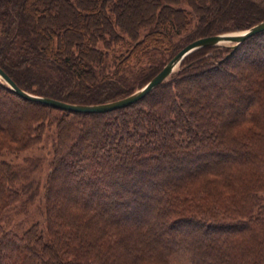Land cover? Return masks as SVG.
<instances>
[{
	"label": "trees",
	"instance_id": "16d2710c",
	"mask_svg": "<svg viewBox=\"0 0 264 264\" xmlns=\"http://www.w3.org/2000/svg\"><path fill=\"white\" fill-rule=\"evenodd\" d=\"M133 1L128 18L125 0H0V69L29 94L101 105L145 86L189 43L264 20V0L240 11L235 0ZM40 15L51 23L40 25ZM124 37L131 50L106 73V51ZM161 50L168 58L130 87L126 66ZM39 55L55 71L38 65ZM247 59L264 67V32L234 51L198 49L137 103L100 114L26 101L0 81L10 120L0 122V158L32 149L55 127L45 236L36 224L6 230L9 213L32 203L38 187H15L21 171L0 159V264H264V73L223 87ZM26 62L31 78L18 70ZM205 83L216 86L218 107L201 105ZM186 85L196 87L193 98Z\"/></svg>",
	"mask_w": 264,
	"mask_h": 264
},
{
	"label": "rangeland",
	"instance_id": "374dc122",
	"mask_svg": "<svg viewBox=\"0 0 264 264\" xmlns=\"http://www.w3.org/2000/svg\"><path fill=\"white\" fill-rule=\"evenodd\" d=\"M204 1V0H202ZM252 0H235L233 3V7L240 11L239 9H247V3H250ZM133 0H125L126 8H125V16L128 18L129 15L132 12V6H133ZM181 8H185L189 10L186 6V4L183 2L180 5H178ZM139 7V11H140ZM133 20V19H132ZM36 21L40 25H48L51 23V21H48L49 23H46V19L40 15V17L36 18ZM131 21V20H129ZM194 25L191 24V27L184 32H178L175 34V36L172 37V43L176 44L179 41L183 40V38L187 35L189 31L192 30ZM147 31L143 30L140 32V37L138 40L142 39L143 36H145ZM234 33V32H231ZM227 34V33H226ZM133 43L128 39L127 37H124V41L113 44L109 50H105L107 53V58L105 59V72L107 73H112L114 70L113 64H114V57L118 56L121 52H126L127 50H131V45ZM98 47L103 50V43H98ZM258 53V52H257ZM262 55V53H258L257 55ZM257 55L254 56V59H259L257 58ZM168 58V53L165 50L161 51H151L146 57H139L138 59L132 60L124 70V76H126L129 79V86L135 88L136 85L138 84L136 81V76L138 73H146V72H140L141 70H147L154 68L156 66H159L162 64L166 59ZM36 63L38 65H44L50 70L55 71V68H53V61H51V58H48L47 56L44 55H39L37 56ZM33 63H31L32 66ZM255 61L251 62V59H247L244 61H241L239 65L241 66L240 69H232V73L235 75L234 80L231 85L229 84H224L225 87H238L240 88V84L243 82L241 81V76L247 75L248 77L252 76L254 74V70L258 73H264V67L263 65H257ZM29 66L27 62L25 65L22 67H18V70L20 73L27 75L29 78L33 75V69L34 68H26ZM30 66V67H31ZM180 66V65H179ZM177 65L172 73L177 71L179 68ZM26 69H23V68ZM256 67V69H255ZM20 68V69H19ZM22 68V69H21ZM241 70V71H240ZM171 73V74H172ZM170 74V75H171ZM169 77V76H168ZM167 77V79H168ZM166 79V80H167ZM248 79V78H247ZM1 83H4L0 79ZM33 83L35 82L32 80ZM5 84V83H4ZM206 89L204 92H201L200 98V103L201 105H206L207 102H210L209 105L213 107H218L219 106V96H218V91L215 89L216 86H213L212 88L208 87L207 84ZM239 85V86H238ZM242 87V86H241ZM141 89V88H140ZM186 93L188 97L193 98L194 94L197 92V89L195 86L191 85H186L185 86ZM212 89V91H211ZM139 90V89H138ZM136 90V91H138ZM134 91V92H136ZM133 92V93H134ZM206 92H209V97L206 99ZM132 93V94H133ZM204 102V103H203ZM210 106L206 107V110H208ZM203 110V108H202ZM6 113L5 109L0 108V122L3 121H10ZM17 116V115H16ZM19 116L16 117V120L13 121V123L16 126H19ZM0 128H4L3 124H0ZM55 145V127H46L44 135L41 139V142L34 146L32 149H29L27 151L21 152L19 154H9V153H3L1 156V160L9 163L15 170H20L21 171V178L16 184L15 187L21 188L22 186H31V189H36L38 187V193L37 196H35L34 200L30 204H25L24 202L19 203L10 213L8 220L6 222L5 228L7 231H12L15 233H21L27 228H29L31 225L36 224L38 225L40 231L46 235V217H45V205H44V195L45 192L43 191L45 188V183L47 180V175L49 171V164L52 159V153ZM209 161V162H208ZM210 163V160L205 158L200 160L198 163ZM189 170H193L192 168H189ZM181 171V170H179ZM172 174H176L175 172Z\"/></svg>",
	"mask_w": 264,
	"mask_h": 264
},
{
	"label": "water",
	"instance_id": "95a60500",
	"mask_svg": "<svg viewBox=\"0 0 264 264\" xmlns=\"http://www.w3.org/2000/svg\"><path fill=\"white\" fill-rule=\"evenodd\" d=\"M264 32V20L252 26L251 28L234 33H227L222 35H216L211 37H206L198 39L192 43H189L183 47L178 53H176L161 69V71L153 77L145 86H143L138 91L133 94L106 104L101 105H73L57 101L50 98L38 97L29 94L25 91L19 89L14 82L0 69V79L7 85V87L16 96L30 102L39 103L53 109L73 112V113H83V114H100L112 112L115 110L124 109L132 104L137 103L144 97H146L154 88L163 83L168 76L172 73L174 68L182 62V60L191 54L192 52L208 47H229L232 51L236 50L242 43H244L249 38Z\"/></svg>",
	"mask_w": 264,
	"mask_h": 264
}]
</instances>
